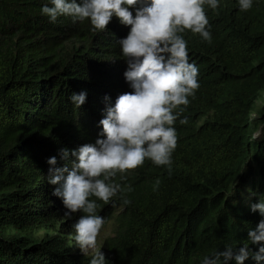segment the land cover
Returning <instances> with one entry per match:
<instances>
[{
  "label": "trees",
  "instance_id": "obj_1",
  "mask_svg": "<svg viewBox=\"0 0 264 264\" xmlns=\"http://www.w3.org/2000/svg\"><path fill=\"white\" fill-rule=\"evenodd\" d=\"M45 4L50 0H0V264H90L99 251L108 264H202L242 246L264 219L248 213L264 198V106L250 118L264 94V0L247 11L239 0H218L215 10L206 4L211 42L178 33L200 87L174 110L171 175L146 159L112 178L122 195L108 204L89 197L105 224L88 256L75 243L83 213L65 215L47 161L56 157L63 167L61 149L102 138L105 96L114 106L133 91L119 44L130 28L116 17L103 32L87 20L53 23L41 12ZM82 91L87 101L76 108L69 98Z\"/></svg>",
  "mask_w": 264,
  "mask_h": 264
},
{
  "label": "clouds",
  "instance_id": "obj_2",
  "mask_svg": "<svg viewBox=\"0 0 264 264\" xmlns=\"http://www.w3.org/2000/svg\"><path fill=\"white\" fill-rule=\"evenodd\" d=\"M50 2L51 6L45 4L41 12L53 23L59 17H70L73 23L87 20L93 31L103 32L116 17L123 26L130 28L119 44L127 63L124 77L133 91L118 96L114 106L110 97L105 96L106 107L99 122L102 138L71 151L61 149L60 155L65 161L63 167L56 166V157L47 161L50 165L48 182L54 186L52 195L61 199L65 215L71 217L83 213L74 225L75 243L81 253L88 256L96 249L100 230L105 224V218L96 214L98 205L95 201L90 202L89 197L94 196L108 204L118 193L122 195L121 184L112 178L142 167L146 159L158 166H168L171 175V157L177 147L173 125L180 115L179 112L174 114V110L187 106L188 97L194 96L200 87L198 68L189 63L187 43L178 33L188 30L211 42L204 6L207 4L215 10L218 0ZM239 5L242 11H247L252 8L253 0H239ZM130 9L135 10V15ZM69 99L76 108H81L87 101V92L72 93ZM250 118L254 121L258 113L253 111ZM179 122L187 124L188 119L185 117ZM260 135L261 130L254 133L255 138ZM159 183L157 180V187ZM123 203L130 201L124 199ZM252 212L264 217V198H259V202L248 208L252 220H257ZM250 245L258 246V250L253 251ZM250 258L255 264H264V219L248 231V240L242 246H227L224 251L205 256L202 264H228L233 259L236 264H245ZM90 264L108 262L99 251L92 256Z\"/></svg>",
  "mask_w": 264,
  "mask_h": 264
},
{
  "label": "rangeland",
  "instance_id": "obj_3",
  "mask_svg": "<svg viewBox=\"0 0 264 264\" xmlns=\"http://www.w3.org/2000/svg\"><path fill=\"white\" fill-rule=\"evenodd\" d=\"M264 105V94L257 100V102H256V104H255V108H254V111L257 109V108H259V107H261V106H263ZM256 136H258V134H256ZM41 234H42V232H41ZM36 237H39V238H41V236H36Z\"/></svg>",
  "mask_w": 264,
  "mask_h": 264
}]
</instances>
